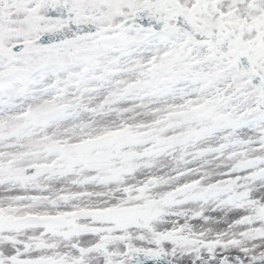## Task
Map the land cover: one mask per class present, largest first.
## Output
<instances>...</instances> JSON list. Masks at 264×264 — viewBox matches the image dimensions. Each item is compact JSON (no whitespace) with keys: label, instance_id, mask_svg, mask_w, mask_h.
Segmentation results:
<instances>
[{"label":"snow or ice","instance_id":"6c2138e0","mask_svg":"<svg viewBox=\"0 0 264 264\" xmlns=\"http://www.w3.org/2000/svg\"><path fill=\"white\" fill-rule=\"evenodd\" d=\"M0 264H264V0H0Z\"/></svg>","mask_w":264,"mask_h":264}]
</instances>
